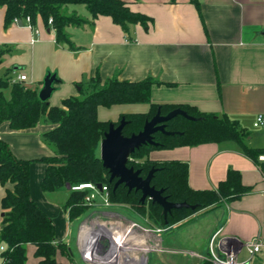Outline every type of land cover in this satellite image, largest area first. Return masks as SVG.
<instances>
[{
  "label": "crops",
  "instance_id": "0c3cea01",
  "mask_svg": "<svg viewBox=\"0 0 264 264\" xmlns=\"http://www.w3.org/2000/svg\"><path fill=\"white\" fill-rule=\"evenodd\" d=\"M124 1L131 12L148 18L145 26L132 25L125 34L109 17L92 20L87 10L86 15L77 10L65 12L84 21L65 29L73 49L57 44L53 30L40 17L32 28L25 19L4 26L5 8L0 6V50L4 51L0 78L16 82L19 76H25L22 84L39 91L45 76L55 75L57 81L47 102L56 107L65 99L77 97L78 85L92 78H99L102 84L113 78L130 83L150 79L151 104L188 106L199 113L225 116L235 122L237 130L244 134V145L259 151L256 162L234 142L154 150L149 159L186 163L187 183L195 191L216 190L225 181L228 170L239 173L245 193L230 201L222 200L169 228L195 226L201 252L190 250V255L201 264L209 255V243L214 237L216 251L219 245L234 248L238 250V259L244 261L247 243L255 239L264 242V161L259 160L264 156V126L254 127L257 116L264 118V0H197L198 8L190 0ZM4 94L9 97V90ZM148 110V104L99 107L97 118L113 124L123 115ZM101 116L107 119L102 120ZM51 128L52 125L41 121L34 129L13 131L3 123L0 141L8 145L17 159L38 160L54 155L42 138ZM44 171V164H31L30 196L52 220L55 244L64 243L67 247V255L56 254L58 263L110 264L114 231L128 229L137 239L145 236V245L152 249L136 254L137 258L127 254L121 264H147L151 252L162 250L159 234L165 229L150 227L144 217L126 205L109 202L110 206L104 207L101 195V203L95 200L92 212L78 225L73 238L70 226L77 220L70 222L68 211L63 209L68 190L41 192L39 183ZM6 190H12V186L0 185V202ZM60 194L62 198L57 197ZM111 208L130 210L147 227ZM2 214L0 207V229ZM83 227L90 232L83 231ZM192 236L187 241H194ZM72 242L81 262L73 259ZM34 251L33 246H26V264H38ZM90 254L92 262L88 260ZM253 264H264V257L257 255Z\"/></svg>",
  "mask_w": 264,
  "mask_h": 264
},
{
  "label": "trees",
  "instance_id": "16d2710c",
  "mask_svg": "<svg viewBox=\"0 0 264 264\" xmlns=\"http://www.w3.org/2000/svg\"><path fill=\"white\" fill-rule=\"evenodd\" d=\"M174 1V0H173ZM190 3L198 8L197 0ZM82 5L92 20L99 16L109 17L112 23L119 26L127 34L132 25L145 26L148 18L129 10L124 0H0L5 8L4 26L14 21L30 19L35 24L40 17L43 23L55 34L57 44H65L69 49L73 45L65 29L69 25H81L84 21L75 15H66L67 6ZM51 19V25L48 20ZM3 50H0V63ZM150 79L130 83L108 79L103 84L99 78L91 79L86 84L78 85L83 97H71L62 101L60 107L49 106L41 102L38 91L25 87L21 82H10L0 78V125L7 123L13 131L34 129L41 121L52 125L42 134L43 140L53 149V156L38 160L17 159L8 145L0 141V185L10 184L12 190H6L1 199L3 211L0 229V244L6 250L0 255L2 264H26V246L35 248L34 257L38 264H60L56 254L67 255L64 243L55 244V228L52 220L32 201L29 186V170L32 163L45 165L43 177L39 183L41 192L50 193L65 189L68 197L63 209L68 211V219L74 222L80 219L92 207L84 204L87 190L72 191L80 184L101 185L106 188L107 199L111 204L127 205L135 213L144 217L150 226L167 229L187 220L200 211L216 206L220 201H230L247 190L240 183V175L233 170L227 171L225 181L216 190H192L187 183V164L178 161L157 162L149 159L150 151L169 150L178 147H194L207 143L234 142L241 152L257 161L259 151H253L243 143L244 134L237 130L235 122L227 117L202 114L188 106L155 105L150 103ZM9 90V97L4 92ZM148 104L147 113L126 114L127 122L122 130L125 137L141 131L145 121L150 120L160 110L166 115L172 110L181 109L195 121L177 116L165 123V131L173 135L156 133L153 140L157 146H143L130 155L127 167L140 170L144 178L150 169L155 173L150 186L162 190L163 197L171 203L185 202L195 209H174L163 218L162 208L146 199L140 202L141 193L128 192L119 185L114 189V182H109V173L102 167L97 150L109 122L99 121V107L111 108L119 105ZM202 264H209L203 261Z\"/></svg>",
  "mask_w": 264,
  "mask_h": 264
},
{
  "label": "water",
  "instance_id": "95a60500",
  "mask_svg": "<svg viewBox=\"0 0 264 264\" xmlns=\"http://www.w3.org/2000/svg\"><path fill=\"white\" fill-rule=\"evenodd\" d=\"M57 80L55 75L47 74L43 79L42 87L38 91V98L41 102H47L51 94L54 91L52 87L53 83ZM181 116L189 121H195L196 119L189 116L185 111L181 109H175L161 115L160 110L157 109L156 113L150 120L144 122L141 131L137 134H132L129 137H125L122 134V130L126 125L125 119L122 117L117 126L109 123L107 131L104 132L103 138L99 144L100 160L102 167L109 173V182H114V189L119 185H123L127 188L128 192L134 190L141 193L140 202L144 203L146 199L152 203L157 204L162 208L163 218L166 219L167 215L174 209H195L194 206L182 203H171L166 200L162 195V190H155L150 186V181L155 169H150L147 175L142 178L140 176V170H134L132 167H127V162L131 154L141 147L157 146L154 142L153 136L156 133L163 135H173L172 132L165 131V123L171 119ZM101 191V185L96 186ZM69 190V187H66Z\"/></svg>",
  "mask_w": 264,
  "mask_h": 264
},
{
  "label": "rangeland",
  "instance_id": "374dc122",
  "mask_svg": "<svg viewBox=\"0 0 264 264\" xmlns=\"http://www.w3.org/2000/svg\"><path fill=\"white\" fill-rule=\"evenodd\" d=\"M65 12H70L72 10H77L78 13L81 15H86V8L82 5L77 6H67L65 9ZM86 94V91L83 93L77 94V97H83ZM101 116L102 120L107 119V117ZM108 119H111L108 117ZM52 149V148H51ZM52 152L53 149H52ZM97 156H100L99 150L97 151ZM68 192V191H67ZM100 195L96 197V202L100 204L101 199L99 198ZM58 198H62L63 194H60L57 196ZM127 206V205H126ZM129 207V206H128ZM111 210L117 212L118 214L126 217L129 220H133L137 222L139 225L147 227L149 223L146 225L139 217H137L133 212L130 210L124 209V208H111ZM92 212V209H90L88 212L85 213L80 219H78L76 222L71 224V231H73V238H75V230L78 227V225L83 221V219L86 218L90 213ZM148 222V221H147ZM150 226V225H149ZM184 226L179 225L177 227H172L163 230L159 237L161 239L160 245L161 249L160 251H153L148 255V261L147 264H201V262H198L196 258L190 255V250L194 251H200L199 246H197L200 242L199 236L195 235V226L188 227L184 229ZM152 227V226H150ZM153 228V227H152ZM190 228V229H189ZM90 232V231H89ZM193 235V236H192ZM192 236L194 241H187L188 238ZM191 238V239H192ZM87 247V246H86ZM202 252H204V248H202ZM70 250L73 255V259L77 262H81L80 254L77 250V247L74 242L71 243ZM82 264V263H80Z\"/></svg>",
  "mask_w": 264,
  "mask_h": 264
},
{
  "label": "built area",
  "instance_id": "2783aa9c",
  "mask_svg": "<svg viewBox=\"0 0 264 264\" xmlns=\"http://www.w3.org/2000/svg\"><path fill=\"white\" fill-rule=\"evenodd\" d=\"M27 26L32 28L30 25V19L25 18ZM52 20H48V24L51 25ZM26 79L25 76H19L16 82H24ZM264 118L262 116H257L254 127H263ZM260 161H264V156L259 157ZM72 191H82L87 190L88 194L84 197V204L87 206H94L95 200L98 195L103 196L102 205L104 207L110 206V203L107 199V190L105 187L101 186V191L91 183L89 184H80L78 186L72 187ZM215 238V237H214ZM214 238L209 243V255L205 258L209 264H253V261L257 255H262L264 257V242L259 239H255L244 246V251L246 252L247 259L241 261L238 259V250L230 248L227 246H218V251L214 249ZM6 250V247L3 244H0V255Z\"/></svg>",
  "mask_w": 264,
  "mask_h": 264
},
{
  "label": "bare ground",
  "instance_id": "6f19581e",
  "mask_svg": "<svg viewBox=\"0 0 264 264\" xmlns=\"http://www.w3.org/2000/svg\"><path fill=\"white\" fill-rule=\"evenodd\" d=\"M119 226L120 225L118 224V228H119ZM86 230L90 231V230H88L87 227H83V231H86ZM130 233H131V235H130ZM113 235H114V241H113L112 256H111L112 261L110 264H121L122 259L127 254H132L133 256H135V258H137L136 254H138V253H142V254L144 253L145 254L150 249H152L149 246L145 245V242H144L145 236L144 237L141 236L140 239H137L136 236H134V233L131 232L130 229L124 230V231H114ZM130 241H132V243H129ZM92 259L93 258L90 254V256H88V260H90L92 262L93 261Z\"/></svg>",
  "mask_w": 264,
  "mask_h": 264
}]
</instances>
